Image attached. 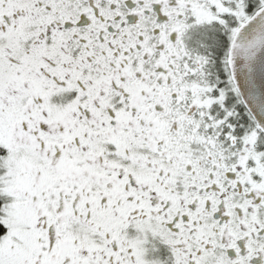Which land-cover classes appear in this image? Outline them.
Here are the masks:
<instances>
[{
	"label": "snow or ice",
	"instance_id": "6c2138e0",
	"mask_svg": "<svg viewBox=\"0 0 264 264\" xmlns=\"http://www.w3.org/2000/svg\"><path fill=\"white\" fill-rule=\"evenodd\" d=\"M0 264H264V0H0Z\"/></svg>",
	"mask_w": 264,
	"mask_h": 264
}]
</instances>
